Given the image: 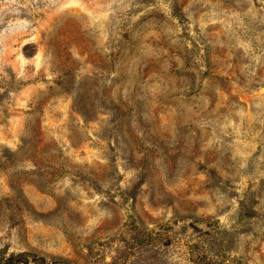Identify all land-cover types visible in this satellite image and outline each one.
I'll use <instances>...</instances> for the list:
<instances>
[{"label": "rangeland", "instance_id": "374dc122", "mask_svg": "<svg viewBox=\"0 0 264 264\" xmlns=\"http://www.w3.org/2000/svg\"><path fill=\"white\" fill-rule=\"evenodd\" d=\"M0 264H264V0H0Z\"/></svg>", "mask_w": 264, "mask_h": 264}]
</instances>
